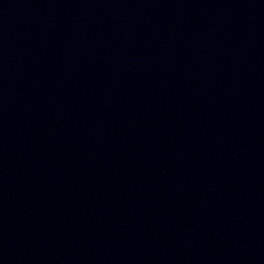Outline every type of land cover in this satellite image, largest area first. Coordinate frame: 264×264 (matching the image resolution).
I'll return each mask as SVG.
<instances>
[{"label":"water","instance_id":"water-1","mask_svg":"<svg viewBox=\"0 0 264 264\" xmlns=\"http://www.w3.org/2000/svg\"><path fill=\"white\" fill-rule=\"evenodd\" d=\"M0 264H264V0H0Z\"/></svg>","mask_w":264,"mask_h":264}]
</instances>
